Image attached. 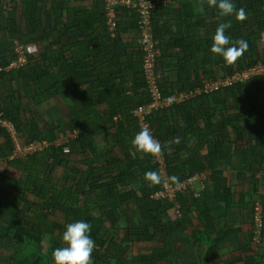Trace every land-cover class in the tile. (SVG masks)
<instances>
[{
  "label": "trees",
  "instance_id": "1",
  "mask_svg": "<svg viewBox=\"0 0 264 264\" xmlns=\"http://www.w3.org/2000/svg\"><path fill=\"white\" fill-rule=\"evenodd\" d=\"M151 1L158 3L151 12L152 39L158 51L154 68L157 86L162 97L184 96L150 111L142 120L165 145L159 158L162 163L131 144L142 128L133 112L149 102L136 11L114 6L115 28L110 30L104 0H90L87 9L75 12L69 6L72 0H63L61 19L72 24L67 27L42 10L41 0H0V36L12 31V21L3 16L15 8L21 15H29L33 29L51 21L56 31L37 56L28 53L23 42L26 62L22 66L9 67L14 59L12 48L0 51V264H51L53 251L67 246L63 242L65 225L78 220L92 225L90 235L96 244L93 264H111L137 243L159 245L138 248L139 262L182 261L185 240L172 241L170 236L187 226L192 228V245L206 246L203 260L207 264L218 244L232 233L214 220L203 192L195 193L193 186L186 185L175 190L172 199H154L153 194L163 185L150 187L144 176L164 169L167 177L175 175L182 181L208 172L203 188H210L225 210L233 206L230 188L216 163L241 134L254 135L253 149L262 145L264 149V73L207 92L204 89L257 63L264 64V0H232L237 9L243 7L251 14L243 22L235 16L221 17L213 8L216 22L211 26H205L203 19L191 23L160 0ZM158 13L175 15L177 23L161 24ZM127 20L129 27L124 26ZM227 22L232 26L225 34L232 41L243 38L249 45L232 66L210 51L217 26ZM204 27L206 36L201 39ZM75 30L87 32L83 41L67 36ZM176 30L180 33L176 43L184 56L180 63H191L185 71L191 69L192 76L181 72L175 84H166L162 47L167 44L166 36ZM126 32L133 33L131 42H123ZM118 44L122 54L112 55L109 48ZM76 47H80V58L73 52ZM51 74L57 79L43 87ZM67 91L77 100V107L69 106L67 99L65 107L60 105L59 99ZM50 99L61 114L51 123L52 117L41 112ZM2 121L12 124L13 134ZM98 134L104 137L103 144L93 140ZM62 137L65 141L57 144ZM175 137L180 143L171 144L169 151V142ZM15 141L20 148L33 143L40 146L27 153L15 152ZM242 156L246 169L253 164L252 158ZM260 159L264 163L263 153ZM184 219L188 222L183 223ZM251 223L253 240V218ZM208 224L214 233L207 231ZM262 234L263 226L260 239Z\"/></svg>",
  "mask_w": 264,
  "mask_h": 264
},
{
  "label": "crops",
  "instance_id": "2",
  "mask_svg": "<svg viewBox=\"0 0 264 264\" xmlns=\"http://www.w3.org/2000/svg\"><path fill=\"white\" fill-rule=\"evenodd\" d=\"M90 0L78 1L72 0L69 3L72 11H83L90 6ZM164 5H168L172 10H178L181 13V16L185 20L191 21V23H198V20L203 19L204 25H213L215 24V18L213 17L212 10L213 8L209 7L206 3L203 5L204 12L199 13L196 11L199 0H168ZM63 6V0H41L40 7L44 12H49L54 15L59 20L60 26L66 25L71 27L72 24L67 21H62L61 15H63L64 9H61ZM238 8V7H237ZM7 10L4 13L3 18H7L12 21V31L3 33V36H0V51L11 49L15 41L25 43L28 53H31L35 56L38 55V52L44 51L48 45V41L51 40L52 36L55 34V28L52 27L51 21L47 22L45 26L36 27L33 29V25L30 21L29 15H21L19 9ZM251 15V14H250ZM248 15V16H250ZM161 19V24H171L172 22L177 21V17L173 14H166L164 17L162 14L158 13L156 18ZM163 17V18H162ZM4 20V19H3ZM2 21L1 23H3ZM57 19L54 21V25L57 24ZM177 23V22H176ZM43 24V25H44ZM96 27V24L94 23ZM125 27H129L130 24L128 20L124 24ZM204 29V30H203ZM200 29L201 39L206 36L205 27ZM90 31H88L89 33ZM204 32V33H203ZM87 32L83 31H70L67 36L71 38H76V41H83L84 36ZM132 32H126L122 34L123 42H131ZM180 38V33L178 30L174 34H168L166 36L167 44L163 43L162 49V70L164 75V80L166 84H175L178 81L179 74L183 72L187 73L190 77L192 76V70H186V67L191 68V63H180V60L183 59V53L180 51L179 44L176 41ZM75 42V41H74ZM178 44L177 47L170 46L171 44ZM168 45V46H167ZM80 47L73 49V52H76L77 57H82L79 51ZM111 54H122V49L120 44L109 48ZM48 54L51 53V50L48 49ZM164 56V57H163ZM83 64V63H82ZM57 79V76L51 74L48 76L44 82H42L43 87H47L52 84ZM69 100L71 107H77L78 102L70 91H67L62 99H59V103L62 107H65V101ZM57 106L53 100H48L41 107V112L51 116L49 122L60 118L61 114L56 109ZM100 134L95 135L96 142L103 144L105 139L98 138ZM102 136V135H101ZM254 135L252 134H241L239 140L236 143H233L223 156L221 160L216 163V168H218L223 177L226 180L227 187L230 188V193L233 198V206L229 210H225L223 203H220L214 199L210 188H203V180L207 182L208 172L200 173V180L193 184L195 193L203 192L212 208L211 215L214 220L221 227L232 231V233L226 236L221 243L218 244L217 249L212 253L210 260L207 264H264V163L261 162L260 154H264V149L261 150L258 146L252 147L254 142ZM257 144V142H256ZM245 147L244 149L242 147ZM252 158V163L245 169V158L242 155ZM254 155V156H253ZM253 156V157H251ZM259 159V160H258ZM247 166V165H246ZM258 202L262 206L263 210V234L258 243L253 242L251 239L252 233V206L254 203ZM183 223L188 222L187 219L182 221ZM225 226V227H224ZM191 231L192 228L187 226L183 231L173 232L170 236V240L176 241L177 239L185 240L184 244V254L182 261H175L170 264H206L203 260V254L206 250L205 245L200 247H194L191 242ZM207 231L209 233H214V228L212 225H207ZM124 235L125 231H121ZM127 246V245H125ZM158 247L156 243L149 244H131L128 251L125 253V256H119L117 261H124L125 264H169L167 262L152 261V262H139L136 260L137 250L141 247ZM115 260L111 264H116Z\"/></svg>",
  "mask_w": 264,
  "mask_h": 264
},
{
  "label": "clouds",
  "instance_id": "3",
  "mask_svg": "<svg viewBox=\"0 0 264 264\" xmlns=\"http://www.w3.org/2000/svg\"><path fill=\"white\" fill-rule=\"evenodd\" d=\"M211 8H216L221 17L235 16L237 21L243 22L247 19L246 10L241 7L236 8L232 0H199L197 12H204V4ZM231 23H220L213 36V43L210 51L215 56L223 58L228 66L234 65L244 53L248 50V42L243 38L232 41L229 36L225 34L226 30L231 28ZM264 37V33L261 34ZM179 144L180 138L175 137L169 142L168 150H171V144ZM132 146L139 152L151 155L159 159L164 154L165 145H162L152 135L148 125H144L141 130L131 140ZM149 186L158 185H174L177 189L181 186L179 177L173 175L164 177L156 171H148L144 176ZM92 225L83 220H78L65 225L63 233V242L66 247H58L53 253L54 264H93L92 253L96 248L95 241L92 239L90 233Z\"/></svg>",
  "mask_w": 264,
  "mask_h": 264
},
{
  "label": "built area",
  "instance_id": "4",
  "mask_svg": "<svg viewBox=\"0 0 264 264\" xmlns=\"http://www.w3.org/2000/svg\"><path fill=\"white\" fill-rule=\"evenodd\" d=\"M168 0H160L161 4H165ZM158 3L152 2L151 0H104V15L106 18V24L109 26L110 30H114L115 28V12L114 6L116 5H125L134 9L138 15V24L140 25V37L139 44L142 47L144 52L143 60L141 63V67L143 70L144 80L146 83V91L149 94V102L144 106H139L134 110V116H137L140 122L141 127L146 125L142 120L144 119L145 114L149 113L152 110H157L163 107L169 106L172 101H180L184 96L183 94H179L177 98L175 97H162L159 91V88L156 83L154 68H155V58L157 56V48L154 40L152 39L151 33V12L157 6ZM12 51L14 54V59L10 63L9 67H19L25 64L26 62V49L23 43L19 41H15L12 47ZM264 73V64L257 63L256 65L243 70L239 74H235L231 77L225 78L223 80H217L209 84L204 92L208 90L217 89L219 86L229 85L231 82L235 80L246 79L251 75L262 74ZM199 93V92H197ZM2 125L11 133H14L13 126L8 121H2ZM37 146H40L39 143H33L26 147H18L16 146L15 152L27 153L31 150H34ZM162 163V160L159 159ZM161 175L167 177L164 169H161ZM201 178L200 174H195L189 179L182 180L180 188L188 186H193L195 181H199ZM179 188V189H180ZM178 190L173 185H163V189L157 191L153 194V198L157 199L160 197H168L172 199L174 197V191ZM252 218L254 223L253 230V240L258 243L260 241V231L263 226V210L262 206L259 203H255L254 209L252 212Z\"/></svg>",
  "mask_w": 264,
  "mask_h": 264
},
{
  "label": "rangeland",
  "instance_id": "5",
  "mask_svg": "<svg viewBox=\"0 0 264 264\" xmlns=\"http://www.w3.org/2000/svg\"><path fill=\"white\" fill-rule=\"evenodd\" d=\"M49 123H51V121ZM63 141H65L64 137H62L60 140H57L56 143L59 144V143H62ZM15 146H19L16 141H15ZM59 220H61V219H59ZM44 245H46V242H44ZM51 264H54V262L52 261Z\"/></svg>",
  "mask_w": 264,
  "mask_h": 264
},
{
  "label": "water",
  "instance_id": "6",
  "mask_svg": "<svg viewBox=\"0 0 264 264\" xmlns=\"http://www.w3.org/2000/svg\"><path fill=\"white\" fill-rule=\"evenodd\" d=\"M100 137H101L102 139L104 138V137H103V136H101V135H100V136H98V138H99V139H100Z\"/></svg>",
  "mask_w": 264,
  "mask_h": 264
}]
</instances>
